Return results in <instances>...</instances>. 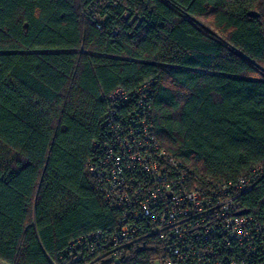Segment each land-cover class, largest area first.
Listing matches in <instances>:
<instances>
[{
  "label": "trees",
  "instance_id": "obj_1",
  "mask_svg": "<svg viewBox=\"0 0 264 264\" xmlns=\"http://www.w3.org/2000/svg\"><path fill=\"white\" fill-rule=\"evenodd\" d=\"M149 80L168 153L215 181L262 169L240 200L264 225V0H0L2 260L77 264L75 239L114 226L92 144L108 95ZM157 254L151 239L96 264Z\"/></svg>",
  "mask_w": 264,
  "mask_h": 264
},
{
  "label": "built area",
  "instance_id": "obj_2",
  "mask_svg": "<svg viewBox=\"0 0 264 264\" xmlns=\"http://www.w3.org/2000/svg\"><path fill=\"white\" fill-rule=\"evenodd\" d=\"M151 85L146 81L135 94L118 87L107 97L88 171L115 224L78 236L74 261L116 262L154 239L152 264H264V225L238 214L240 197L262 169L215 181L168 153L154 135ZM0 264L8 263L0 258Z\"/></svg>",
  "mask_w": 264,
  "mask_h": 264
},
{
  "label": "water",
  "instance_id": "obj_3",
  "mask_svg": "<svg viewBox=\"0 0 264 264\" xmlns=\"http://www.w3.org/2000/svg\"><path fill=\"white\" fill-rule=\"evenodd\" d=\"M249 15L252 16V17H258V14L255 13V12H250ZM246 213H247V210L246 209H242V210H240L238 212V214H246Z\"/></svg>",
  "mask_w": 264,
  "mask_h": 264
},
{
  "label": "rangeland",
  "instance_id": "obj_4",
  "mask_svg": "<svg viewBox=\"0 0 264 264\" xmlns=\"http://www.w3.org/2000/svg\"><path fill=\"white\" fill-rule=\"evenodd\" d=\"M4 147L2 145H0V157L2 158H6V156L8 155L7 151L5 149H3Z\"/></svg>",
  "mask_w": 264,
  "mask_h": 264
}]
</instances>
